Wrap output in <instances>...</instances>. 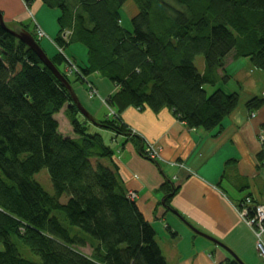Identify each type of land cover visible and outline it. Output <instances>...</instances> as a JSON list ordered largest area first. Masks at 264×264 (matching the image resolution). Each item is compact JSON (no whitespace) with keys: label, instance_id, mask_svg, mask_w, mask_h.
Returning a JSON list of instances; mask_svg holds the SVG:
<instances>
[{"label":"trees","instance_id":"trees-1","mask_svg":"<svg viewBox=\"0 0 264 264\" xmlns=\"http://www.w3.org/2000/svg\"><path fill=\"white\" fill-rule=\"evenodd\" d=\"M42 1L61 11L56 43L64 50L72 43L86 47L87 62L77 64L81 76L98 73L118 88L107 99L115 115L88 121L53 71L0 24V264H168L155 227L128 197L119 173L101 162L114 156L113 147L89 127L136 140L121 119L135 107L168 108L190 128H221L243 97L222 88L209 94L206 86H217L221 77L230 80L229 58H248L264 72V0H134L139 10L132 30L121 17L128 0ZM66 30L72 31L69 42L62 37ZM50 58L72 85L82 82L79 75H66L65 54L58 50ZM244 104L251 117L264 105V95ZM63 109L74 138L60 131L56 115ZM258 159L264 165V142ZM43 169L54 194L35 179ZM179 188L170 180L161 186L166 209L172 210ZM248 198L264 204L247 196L239 210ZM15 240L40 261L23 256ZM87 245L91 255L82 251Z\"/></svg>","mask_w":264,"mask_h":264},{"label":"crops","instance_id":"crops-1","mask_svg":"<svg viewBox=\"0 0 264 264\" xmlns=\"http://www.w3.org/2000/svg\"><path fill=\"white\" fill-rule=\"evenodd\" d=\"M45 6L42 0L30 3L0 0V11L7 24H24L29 28L32 24L29 11L36 15ZM37 23L42 27L38 20ZM81 61L87 62L86 58ZM251 71L255 75L250 84L253 89L246 92L249 94L225 118L221 128L212 131L190 128L168 108L154 112L135 107L127 108L121 119L136 140L91 125L103 136H110L107 143L113 147L114 156L101 162L119 173L127 191L137 192L136 203L155 227L157 242L168 264H221L235 259L233 255L244 264H264L256 250V236L238 208V203L247 196L264 203V165L258 159L262 146L258 136L264 132V105L251 118V111L244 104L248 98L264 95V72L252 65ZM86 79L87 82L72 85L76 94L96 119H107L110 112L104 101L118 88L98 73ZM88 82L98 88V97L89 95ZM257 82L263 83L259 91L254 90ZM64 110L59 114L64 116L69 134L61 131L57 114L60 131L74 138ZM148 142L158 147V163L145 153ZM168 180L180 186L171 200L172 210L166 209L162 202L161 186ZM192 227L226 248L197 234ZM82 251L92 253L89 245Z\"/></svg>","mask_w":264,"mask_h":264},{"label":"rangeland","instance_id":"rangeland-1","mask_svg":"<svg viewBox=\"0 0 264 264\" xmlns=\"http://www.w3.org/2000/svg\"><path fill=\"white\" fill-rule=\"evenodd\" d=\"M138 10H139L138 6L134 0H128L126 2V4L121 9V17H122V22H123L124 27H126L130 30L133 29L131 21L138 14ZM29 12L31 13V20H30V22L32 23L31 27H30L31 31L35 34V26L33 27V25L35 23H37V20H38L42 24V27L46 30V34H47V37L40 40V44L42 45V47L44 48V50L46 51L48 56H50V57L54 56L55 54L58 53V48L56 47L55 44H53L52 40H55V38L57 36V32L59 30L58 18L61 15V11L59 9H52V8L45 6V9L42 12H40L39 14L36 13V15H33V13L31 11H29ZM8 26L13 27L14 25H13V23L8 22ZM65 55L67 58H69V56H70L74 59V61L76 60L75 62H78L79 64L83 65L84 63L81 60L83 58H86V60H87V49L83 44L72 43L71 45H69L68 47L65 48ZM195 62H196L197 67L201 71L203 69V67H202L203 57L198 56L196 58ZM67 68H68L67 65H65L64 66L65 72H66ZM225 73H227L228 75L231 76L230 80L225 82L223 80V78L221 77L220 82L218 83L217 86H211V85L206 86V89L209 92V94L211 92H213L214 90H216L217 88H222L228 93L239 92L242 95V97L245 98L246 95L249 94L246 92L253 89L250 84H251V80H254L255 75H253V73L251 71V63H250V60L248 58H238V59L229 58V59H227L226 66H225ZM71 78H75V76L73 75V76H71ZM84 81L87 82L86 77H85V79H82V82H84ZM76 83L77 82H75V84ZM262 84L263 83H258V82L255 83L254 90L258 89V91H259L260 88L262 87ZM93 87L97 89L98 93L95 94L93 92V90H91V87H89V85H88V93L90 96L93 95L92 97L96 98L99 96V90L95 85H93ZM107 99L104 101L106 105H107ZM107 107H108L109 112H110L109 116H114L115 115L114 110L112 108H110L108 105H107ZM105 111H107V110L105 109ZM251 118H253V117L251 116ZM57 119L61 123V131L64 134H69L66 130L67 124H65V122L63 120L64 116L62 117L61 114H58ZM89 129H90V132H96V129L94 128V126H90ZM260 135L258 136L259 141H260ZM104 137H105V141L109 143L110 142V136L108 137L107 135H104ZM148 143L152 144L155 147V149L157 151H159L157 149L158 147L156 148V146L152 142H148ZM260 143H261V141H260ZM181 167H183V166H181ZM35 179L38 182H40L42 184V186L50 194H54V188H53L52 181H51V178H50V175H49V172L47 169H43L38 174H36ZM67 200H68V198L66 196L62 197V199H61V201L63 203H65ZM163 200H164V198H162V201ZM56 214L59 215L58 213H56ZM60 219L64 225L68 224L67 220L63 214H60ZM74 229H72L73 233H75ZM15 242L18 245L19 251L21 252V254L23 256H25L31 260L37 261V262L40 261V258L37 255H35L27 245L22 244L18 240H15ZM3 249H4L3 243H0V251Z\"/></svg>","mask_w":264,"mask_h":264},{"label":"built area","instance_id":"built-area-1","mask_svg":"<svg viewBox=\"0 0 264 264\" xmlns=\"http://www.w3.org/2000/svg\"><path fill=\"white\" fill-rule=\"evenodd\" d=\"M35 33L37 35L38 40L47 37L46 32L38 23H35ZM71 35H72V31L66 30L62 34V37L65 41L69 42ZM52 42L53 44L56 45V47L61 53L65 54L64 48L60 47L56 43V41L52 40ZM67 60H68V65H67L68 68L66 70V75L68 77H71L73 75L74 76L79 75L80 77H83L81 76L82 72L80 71V68L77 66V64L69 58H67ZM83 79H85V77H83ZM88 85L89 87H91V90H93L95 94L98 93L97 89L93 87L92 83H88ZM251 116L254 118L256 116V112L252 113ZM260 141L261 143L264 142V134L260 135ZM145 153L147 156L151 157L152 159H156L160 157L159 151H157L155 147L150 143H147ZM128 197L131 200H136L138 194L135 191H129ZM251 213H254V216L250 218ZM240 214L243 217L246 224L253 230L256 236V250L258 256L264 259V204L253 203L252 199L248 198L246 202L242 203V209H240Z\"/></svg>","mask_w":264,"mask_h":264},{"label":"water","instance_id":"water-1","mask_svg":"<svg viewBox=\"0 0 264 264\" xmlns=\"http://www.w3.org/2000/svg\"><path fill=\"white\" fill-rule=\"evenodd\" d=\"M0 24L4 29L11 32L15 37H17L20 41L24 42L30 49H32L38 55V57L41 59V61L47 67H49L53 71V73L56 75V77L65 85V87L67 88V90L70 94V97H71L73 103L77 106L81 115L84 116L91 123L96 124L97 123L96 118L84 107V105L80 101L78 95L76 94L72 84L61 73V71L55 66L52 59L48 56V54L46 53V51L44 50L42 45L39 43V41L34 37V35L28 29L23 27L21 24H16L13 27H9L8 24L6 23L4 16H3L1 11H0ZM164 200L162 202H164ZM173 212H175V211H173ZM192 229L197 234L204 236V237L210 239L211 241H213L214 243H217L218 245L226 248L222 243H220L216 239H213L212 237L206 235L205 233H203V232H201V231H199L193 227H192ZM233 256L236 260H238L240 262V264H244L238 257H236V255H233Z\"/></svg>","mask_w":264,"mask_h":264}]
</instances>
